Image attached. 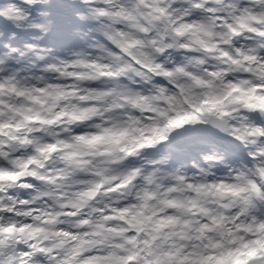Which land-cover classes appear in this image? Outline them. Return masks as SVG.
Returning <instances> with one entry per match:
<instances>
[{"label": "clouds", "instance_id": "9594fccd", "mask_svg": "<svg viewBox=\"0 0 264 264\" xmlns=\"http://www.w3.org/2000/svg\"><path fill=\"white\" fill-rule=\"evenodd\" d=\"M0 264H264V0H0Z\"/></svg>", "mask_w": 264, "mask_h": 264}]
</instances>
